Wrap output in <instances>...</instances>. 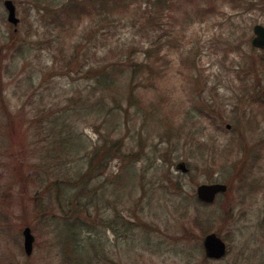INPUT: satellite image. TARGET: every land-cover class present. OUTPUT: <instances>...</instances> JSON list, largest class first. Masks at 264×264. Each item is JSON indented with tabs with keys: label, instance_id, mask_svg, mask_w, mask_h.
Returning <instances> with one entry per match:
<instances>
[{
	"label": "rangeland",
	"instance_id": "rangeland-1",
	"mask_svg": "<svg viewBox=\"0 0 264 264\" xmlns=\"http://www.w3.org/2000/svg\"><path fill=\"white\" fill-rule=\"evenodd\" d=\"M12 1L16 26L0 7V264H264V51L250 45L264 0H109L107 20L100 1ZM111 65L121 74L101 91L86 72ZM210 183L227 190L200 203ZM211 232L221 259L204 257Z\"/></svg>",
	"mask_w": 264,
	"mask_h": 264
},
{
	"label": "water",
	"instance_id": "water-1",
	"mask_svg": "<svg viewBox=\"0 0 264 264\" xmlns=\"http://www.w3.org/2000/svg\"><path fill=\"white\" fill-rule=\"evenodd\" d=\"M4 6L7 10V21L13 26H16L19 22V19L16 17L14 5L10 0H6L4 2ZM253 33L254 37L251 40V45L255 48L264 49V27L256 24L253 26ZM227 127H229V125H227ZM176 168L183 173L187 171L183 162L178 163ZM226 189V185L222 183L200 184L196 187L195 194L199 201L203 203H212L216 195L225 193ZM22 235L24 252L26 255H30L34 238L28 227L24 228ZM202 245L204 249V255L209 259H220L225 255V243L213 232L204 236Z\"/></svg>",
	"mask_w": 264,
	"mask_h": 264
},
{
	"label": "trees",
	"instance_id": "trees-1",
	"mask_svg": "<svg viewBox=\"0 0 264 264\" xmlns=\"http://www.w3.org/2000/svg\"><path fill=\"white\" fill-rule=\"evenodd\" d=\"M94 3L96 1H100V3L98 4V6L100 7L98 11H100V14L102 15L103 19H109L110 17H112L113 13L114 12H109L108 9H111L112 10V4L109 5V0H92ZM118 5L120 6L123 2L128 4V5H132L131 2L132 0H116ZM239 0H236L235 2H237ZM163 7V5H162ZM75 5H71V4H67L63 7H61V11H63V13L66 14V18L72 16V15H80V12H75L76 9ZM98 8V7H97ZM96 8V9H97ZM89 13V12H88ZM95 13H98V12H95ZM111 14V15H110ZM72 62V60L69 61V64ZM150 63V62H149ZM147 64V65H150V64ZM94 68H89V70L86 72L87 74L86 75H89V74H93L96 72V86L99 90L103 91V90H108L109 86L113 85V83H116V81L118 80V75L121 74V71H122V68H120L118 65H111L109 67H102L101 69H96V70H93ZM158 73V72H157ZM129 99L132 97L131 94H129ZM260 106L264 105V102L263 101H258L257 102ZM119 139H115L113 140L111 143L113 146H108L109 144L107 143H104V145H107V147L111 150V149H116V143H118ZM63 141V140H61ZM97 153L98 152H94L93 156L91 159H89V166L87 168V173L86 175L90 174V173H93V172H96L100 169V165L98 166V163L97 162H100L102 161V158L105 159V156L108 155V151L105 150L103 147H102V158L100 160H97ZM76 194L73 196L72 199H77L76 197ZM72 199H70V203L73 201ZM209 228V227H208ZM209 229H206V230H203V232H206L208 231ZM76 264H79L78 262Z\"/></svg>",
	"mask_w": 264,
	"mask_h": 264
},
{
	"label": "flooded vegetation",
	"instance_id": "flooded-vegetation-1",
	"mask_svg": "<svg viewBox=\"0 0 264 264\" xmlns=\"http://www.w3.org/2000/svg\"><path fill=\"white\" fill-rule=\"evenodd\" d=\"M6 0H0V7H3L4 8V10H5V12H6V9H5V6H4V2H5ZM12 3H13V5H14V7H15V12H17L16 11V4H14V2L12 1ZM251 41V40H250ZM254 50H256V51H264V49H259V48H253ZM262 94H263V98H264V89H263V91H262ZM263 101V100H262ZM264 102V101H263ZM263 106V108H264V105H262Z\"/></svg>",
	"mask_w": 264,
	"mask_h": 264
}]
</instances>
